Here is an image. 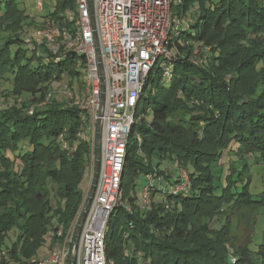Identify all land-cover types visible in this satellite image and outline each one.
Returning <instances> with one entry per match:
<instances>
[{"label": "trees", "instance_id": "trees-1", "mask_svg": "<svg viewBox=\"0 0 264 264\" xmlns=\"http://www.w3.org/2000/svg\"><path fill=\"white\" fill-rule=\"evenodd\" d=\"M196 2V18L174 40L172 80L158 81L153 85L155 93L140 100L139 112L142 103L146 111L152 110V118L136 122L133 128L122 179L123 204L108 223L107 264L254 261L247 243L229 238L232 225L212 229L210 221L226 203L228 212L236 214L254 202L246 188L233 193L232 180L223 188L219 184L215 163L224 152L228 149L232 154L236 148L244 166L249 155L264 162V0H184L182 14ZM74 5L75 0H58L57 11L44 18L63 26V13ZM27 19L17 0H0V29ZM12 37L0 39V79L11 70L17 93L33 97L21 107H0V264H29L50 232L55 234L52 243L56 230L62 228L67 234L78 216L86 196L82 182L92 144L79 136L89 122L80 107L65 105L55 95L39 105L54 81L67 78L70 85L78 82L83 87L80 57L70 51L55 61L50 54L29 50L16 31ZM15 44L25 47L12 50ZM199 46L208 57L204 65L190 58ZM35 59L38 66L32 65ZM22 60L27 61L22 64ZM135 134L141 136L140 144ZM22 138L29 140V148L9 154ZM62 139L70 148L63 147ZM75 143L78 147L72 150ZM164 161L179 162L192 187L172 197L171 209L154 191L151 209L144 210L131 196L134 177L165 175ZM190 165L193 171L188 170ZM177 175L176 169L171 178ZM54 184L59 187L53 189ZM155 196L159 201H154ZM198 215L206 222L197 227ZM228 245L235 250L231 262Z\"/></svg>", "mask_w": 264, "mask_h": 264}, {"label": "built area", "instance_id": "built-area-1", "mask_svg": "<svg viewBox=\"0 0 264 264\" xmlns=\"http://www.w3.org/2000/svg\"><path fill=\"white\" fill-rule=\"evenodd\" d=\"M93 9L106 67L107 96L102 116L99 114L102 82L89 0H75L74 7L63 13V26L46 19L42 25L22 34L29 50L37 55L50 54V58L59 61L72 51L80 57L77 65L83 71V91L75 105L84 110L89 118L86 130L83 129L79 136L92 144L91 160L87 166L91 172L95 166L96 123L99 118L102 119L101 167L96 194L77 244L73 245L72 240L83 206L67 234L62 228L56 230L57 239L51 243L48 255L34 257L29 264H71L73 252L77 256L76 264H107L108 223L113 211L123 204L122 179L130 138L136 122L148 119L146 113L139 112L140 100L150 92L155 93L150 79L161 57L163 62L159 81L169 83L174 76L176 48L171 29L174 23L176 29L183 23L174 18L171 0H93ZM180 34L181 30H177L175 37H180ZM196 50L193 62L204 65L208 60L205 48ZM67 88L73 89L66 84L64 89ZM53 96L54 91H49L39 105L45 104ZM34 107L29 109V113H33ZM135 138L140 144L141 136L135 134ZM62 144L64 148H70L64 139ZM77 147L78 143H75L72 150ZM146 177L148 184L143 188V199L139 205L144 210L151 209L154 191L160 194L165 207L171 209L172 197L189 192L192 187L189 173L182 168H179L176 178H167L156 172L148 173ZM54 235L50 232L48 239L53 241Z\"/></svg>", "mask_w": 264, "mask_h": 264}, {"label": "rangeland", "instance_id": "rangeland-1", "mask_svg": "<svg viewBox=\"0 0 264 264\" xmlns=\"http://www.w3.org/2000/svg\"><path fill=\"white\" fill-rule=\"evenodd\" d=\"M20 4V7L25 11V15L28 16L27 20L21 22L20 25L10 24V28L4 29L1 28L0 32V39L3 38H13L14 32L18 34H25L28 33L31 29L42 25L45 22V18L52 13L57 11V1L58 0H17ZM172 2V14L175 19H180L184 23L182 26H179L176 29V23L171 29V35L173 37V41L177 38L175 34L177 30L186 31L188 29V22L190 24L193 23V17L196 18L197 16V9L199 8L198 3L196 2L192 7L191 10L187 12V14H182V5L184 0H171ZM11 13V12H10ZM34 20L35 23H31ZM22 25V26H21ZM32 31V30H31ZM183 37H185L183 35ZM19 47H25V45H18L15 44L12 46V50H16ZM203 50V47L197 48ZM196 48L192 54H190L191 60L196 56ZM31 54V53H30ZM27 60H22V64H25ZM162 62L163 57L160 58L158 62V66L154 69L152 73V79H150L151 84L157 85V82L160 80V74L162 72ZM39 61L35 59L32 63L33 66H38ZM17 71V68L15 69ZM13 77L14 73L10 70L6 77L0 79V107H10L12 105H17L18 107L22 106V103L25 99L32 98L33 96L29 93H17L14 85H13ZM83 79V78H82ZM69 79L57 80L51 83V90L54 91L55 97L58 98L60 102L67 105L75 104V101L81 92L83 91V87L79 86L78 82H74L73 85H70ZM68 85L69 88H73L72 90L64 89L65 85ZM170 86V85H168ZM140 110L142 113H146L148 119L152 118V110L146 111L145 105L141 103ZM133 141V138H131ZM95 144V141H94ZM18 147L15 151L9 150V154H13L16 152L17 154L20 152H24L25 149L29 148V140L27 138H22L18 142ZM139 157H144L142 152L138 153ZM245 157V156H244ZM246 159L247 166L242 164L243 160H240V156L237 154V149L229 154V150L227 149L222 158L219 160V163H215V168L217 169L216 165L219 164L218 170L220 177L219 184L223 188L224 186H228L229 181L232 180V192L237 193L241 192L245 188L248 190L251 199L254 201L250 206L245 207L242 211H239L236 214H231L228 212V203H226L221 208V213L213 216L214 218L210 221V226L212 229L221 230L223 227H228L232 225V233L230 237H234L236 243H247L250 255L254 261L251 264H264V162L257 161L253 156L249 155ZM255 159V160H254ZM153 161H158L157 156H153ZM161 164L162 169L163 167L167 170L165 176L167 178H171L174 176L173 174L182 168L177 164L175 161H164ZM184 169V168H182ZM188 170L193 171V167L190 165ZM94 172V171H93ZM93 172L88 171L85 174L82 188H86V193L91 188ZM135 188L131 190V196L137 197V201L140 204L141 200L143 199V188L148 184V179L145 175H138L134 177ZM57 185H52L53 189L58 188ZM85 193V194H86ZM87 195V194H86ZM159 196L154 197V201H159ZM196 226H200L206 222V218L204 216H197L196 219ZM203 229V228H202ZM201 229V230H202ZM204 231V229L202 230ZM249 238V239H248ZM231 244V243H230ZM229 249V258L230 262L232 258L235 256L234 248H231L228 245ZM51 249V241L48 239L45 244L37 251L38 257H45L48 255ZM236 257V256H235Z\"/></svg>", "mask_w": 264, "mask_h": 264}, {"label": "water", "instance_id": "water-1", "mask_svg": "<svg viewBox=\"0 0 264 264\" xmlns=\"http://www.w3.org/2000/svg\"><path fill=\"white\" fill-rule=\"evenodd\" d=\"M89 4H90V10H91V18H92V23L93 26L95 28V37H96V50L98 53V60H99V67H100V75H101V82H102V94L100 96H102V100H101V108L99 109L100 112V116L103 115V111H104V107H105V103H106V77H105V68L104 67V63H103V59H102V55H101V47H100V42L96 33V25H95V12L93 9V0H89ZM97 124V129H96V136H95V145H94V149H95V166H94V172H93V178H92V183H91V188L88 191V193H86L87 195L85 196V200H84V205L83 208L80 212L79 218H78V222L76 224L75 230H74V234H73V240L72 243L73 245H76L79 238H80V234H81V230L85 221V218L87 216L89 207L91 205V202L93 200L94 194L95 193V189H96V185H97V181H98V177H99V172H100V167H101V140H102V119L99 118ZM71 264H76L77 263V256L76 253H72L71 257Z\"/></svg>", "mask_w": 264, "mask_h": 264}, {"label": "crops", "instance_id": "crops-1", "mask_svg": "<svg viewBox=\"0 0 264 264\" xmlns=\"http://www.w3.org/2000/svg\"><path fill=\"white\" fill-rule=\"evenodd\" d=\"M173 175L175 176V173H174ZM174 176H173V177H174Z\"/></svg>", "mask_w": 264, "mask_h": 264}]
</instances>
